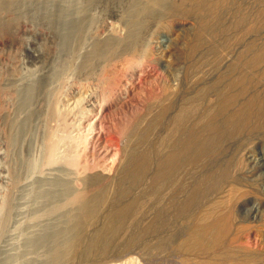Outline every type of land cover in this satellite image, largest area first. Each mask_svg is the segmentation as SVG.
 I'll list each match as a JSON object with an SVG mask.
<instances>
[{
  "label": "rangeland",
  "instance_id": "1",
  "mask_svg": "<svg viewBox=\"0 0 264 264\" xmlns=\"http://www.w3.org/2000/svg\"><path fill=\"white\" fill-rule=\"evenodd\" d=\"M136 1L84 0L79 6L73 0H0V264H35V233L64 212L74 213L82 195L119 178L126 136L137 119L193 95L238 60L246 65L247 82L232 110L256 101L241 132L224 142L214 161L180 177L181 189L160 202L156 194L146 199L136 223L148 227L131 225L141 232L131 231L137 241L79 264H117L128 254L136 264H264V0H164V8L147 14L133 34L128 19ZM75 19L83 25L73 37ZM200 27L205 36L198 40ZM97 43L106 47L93 57ZM200 54L207 55V65L190 79L189 63ZM126 122L135 128L127 124L131 131H125ZM224 164L223 175L196 201L153 228L172 209L170 196L183 200L197 176ZM147 176L145 182H155ZM52 180L65 187L57 188L56 206L47 189ZM145 182L124 198L135 201L159 189ZM124 198L117 204L128 203ZM162 236L171 237L167 248L143 252L145 243Z\"/></svg>",
  "mask_w": 264,
  "mask_h": 264
},
{
  "label": "bare ground",
  "instance_id": "2",
  "mask_svg": "<svg viewBox=\"0 0 264 264\" xmlns=\"http://www.w3.org/2000/svg\"><path fill=\"white\" fill-rule=\"evenodd\" d=\"M82 1L84 0H73L74 4L75 5L79 4V6H81ZM163 1L164 0H141L139 1V3H137L138 1H136L137 4L134 5L133 8L130 6L132 8L131 9L132 11L129 10L131 14L129 13L130 19H128V24L131 27L132 32H134L136 28H140L142 20L145 19L144 17L147 14H149L151 11L155 9L157 10L159 8L163 9L164 6L163 8H161L162 5L166 4V3H163ZM1 2L3 3V1ZM74 4L72 3V5ZM77 8H80V7L76 6L74 10L77 11L76 10ZM75 20L77 22L74 21L76 23H74L73 25L74 26L73 27L74 31L72 34L73 37L78 34L77 33L78 30L82 29L81 27L83 25V23L81 22L82 19H78V20L75 19ZM72 22H73V19L70 23ZM202 25L204 26V28L207 27V25L204 22ZM131 29H130V33H131ZM203 30L204 29H201V31L199 30V32L198 30L196 31L198 32V36L196 35L198 37V40L199 39L201 40V36L203 35L202 33L204 32ZM207 30L209 31V29ZM207 30L205 31L207 32ZM138 31H136V33ZM239 32L237 31L236 33L239 34ZM70 33H72L71 30H70ZM136 33L134 32L133 34H136ZM236 33L235 35L237 36ZM231 34L233 33L231 32ZM80 36H81V33H80ZM204 36H202V38ZM228 37L227 39H230L231 37H233V35L229 38ZM74 39L75 38H72L71 41L74 42L73 41ZM131 39L132 38H130L129 40L131 41ZM134 39H132V42L134 41ZM76 42L79 43V41H76ZM104 43L107 46L108 43L106 42ZM106 46L103 45L102 43L101 44L97 43V45L95 44L94 46L95 48L92 52V56L96 57L104 53L103 50H105ZM190 49H193V48H190ZM201 55L202 54H200L201 60H197L196 58L195 59L193 58L194 60L192 59L191 62L189 63L190 66L188 67L189 68L188 77L190 76V79H192L193 76H196L197 74H199L201 71L203 72L204 67L207 65L206 64V61H208L207 55H202V56ZM211 56H213V60L217 58V56L215 57L214 55H211ZM197 57H199V55ZM238 61L233 64L232 63L229 64V65L232 64L231 66H229L230 67L228 69L230 70L229 72H227L226 70L227 73L225 74L222 73L220 77L216 76L217 78L214 79L212 82H209V83L207 82L206 84L201 83L202 84L201 86L200 85L197 86L198 88H195L193 95L191 96L184 95V97L183 95H181L180 99H178L176 102H171V100H168L167 103L161 106L162 108L160 107L161 110H159L154 115H151V117L145 118L144 116H142L140 117L141 120H139L140 118H138L137 119L138 122L136 123V125L137 124L138 125L136 126V128L133 127L135 126V124L134 125L131 124V123H135V120H132V119L130 120H132L133 122L132 121L131 123L126 122V125L125 123L122 124L125 127L128 126L129 124L130 126L132 125L131 127L130 126L129 127L130 129L135 128L134 130L132 129V132L133 131L135 132L134 133L131 132L132 134L130 133L131 134L130 135L129 132L131 130L127 127L124 128L125 131L126 129H129L130 131L128 130L127 133L129 135L127 134L128 136H126L127 137L126 157L120 166L121 168H119L121 169V173L120 174L118 173L119 176L116 175L119 178L115 182L114 181L111 182V183L114 182L112 186L109 183L111 188L110 186L107 187L106 185L104 187L100 186L99 188L96 189V191L94 190L91 194L86 195V197H84L85 195L84 196L82 195L84 198L82 196L80 197L81 202L79 203L80 200H78L77 203L79 204H78L77 210L74 211V213L72 211V213L70 214L66 212L62 214L63 213L62 212L61 213L62 215L60 216V219L57 220V222H53L51 223V225H47L45 227L42 226V228L44 227L43 230L41 232L40 230H38L35 233V240H34L35 241V264H73L74 262H76V264H79V262H82V261L85 262L84 260L86 259L89 260V259L95 258L115 248L118 249V248L123 247L124 249H126L125 247L130 246L134 243V241H137V239H139L135 237L136 235H138L137 231L139 232L141 228L143 229V228L148 227V226L142 227V222L140 223V221H137V223L138 222L140 223L141 225L140 227L139 224L136 223V219H139L138 216H140L141 218V216L144 215L143 210L146 206V202L149 200V197L152 198L153 197L152 194H156V200L160 202L162 198L165 199L167 195L169 196L168 193L170 190L175 191V190L181 189L183 186H182L181 181H179L180 177L184 175L185 176L188 175L193 170L195 171L196 167L199 165L200 162L203 163L204 161L205 163L206 159L207 160L210 159V161L212 158L215 159V157L219 156L217 154L222 150L221 148H223L222 146L224 142L227 139L231 138L232 136H235L236 134H238V132H241L240 130L243 126V123L246 122L245 120L247 119L248 115L251 113L249 111L252 105L253 104L255 105L256 101L254 102L250 101L248 103H244L243 105H240V107L236 108L235 111L232 110V105L235 102H237L238 99H240L241 97L240 93L243 90L241 87L244 86L243 85L244 82H247L245 81L246 78H245V73H244L246 71V69H244L246 65L244 64L242 65ZM235 87H238L240 91H235L234 90ZM210 96L214 97V99H212ZM251 117H250V120L252 119ZM255 117H256V113H255ZM121 126L119 129H121ZM123 131L120 130L119 132L122 133L123 135L124 133H126L125 131L123 133ZM125 135L126 134H124V136ZM228 162L230 166L232 159L231 161L229 160ZM228 164L227 165L224 164L225 166L224 167L222 166L223 168L219 166V168L221 169L220 170L218 169V171H216L217 167L216 168L214 167V169H216L215 170L216 172H211V170L205 169V173H203L204 176L208 172L209 173L211 172L212 175L206 174L207 176L205 177L202 175H201L202 177L197 176L195 182H192V184L190 185L191 187L189 188L187 195L183 200H177L173 196L172 197L170 196L171 199L169 198V200L172 203L171 204L172 209H169L170 208L169 205H168L169 206L168 208L167 206L168 203L166 201L167 203L166 207L168 208L167 209L168 212H165L166 214L163 215L160 220L158 219V221L154 222L153 228L154 227L156 228L157 222H160L157 224L158 226L159 224L162 225L166 223L174 212L180 213L184 211L192 202L196 201L201 195V193L205 192L209 188V184L212 180H218L217 178L226 170V168L228 167ZM204 166H203L204 168L208 167V165L206 164ZM148 173L153 175L155 184L152 182H148V183L153 184V186H155L153 188H156V189L159 188V189L151 191L152 187H149L151 188L149 189L147 187L149 185L147 186L145 185L152 192L151 193L152 196H149L150 192L149 193L147 192L148 189L146 190L147 192L146 193L144 188H143L144 190L143 191L141 189L142 187L140 186L141 187L140 189L144 192V194L145 193L146 194L143 196H140L135 201H133L134 198L131 197L130 200L132 201L129 202L130 200L129 201L127 200L129 198L126 199L124 197L127 196L128 194H129L128 197H130V191H132L131 188L134 186V189H135V187H138L143 182H145L144 180L148 178L147 176ZM191 174L189 176H191ZM93 177L91 176L90 179ZM52 181L53 182L50 181L51 183L50 182L48 183L49 185L47 187H50V188H47V189H49V191L52 192V195H49V196H51L50 199L52 198V200H54L53 201L54 203L55 201L57 202L56 197L58 198L59 190H57V188H59L60 185L62 187L64 186L62 185L63 183L61 184V183H58V181L57 182H54V180ZM90 181H89L90 184H92L93 179ZM146 183L147 182H145L144 184ZM44 184L46 185V183ZM43 197L46 198L45 196ZM111 197L115 198L114 201L110 199ZM120 198L122 199L124 198V200H127L128 203L125 202V204L123 203V205H118L116 200L119 199V201H121L122 199L120 200ZM56 202L54 206H56ZM152 209L154 210L155 208H152ZM100 213H101L100 219L96 220L97 215H99ZM175 214L177 213H174V215ZM45 222H43L42 225H44ZM133 222L134 224L136 223L138 225V227L135 225L137 229H139L140 227L139 230L137 229H135L137 231L131 230V225ZM131 231L134 232L136 235L134 236V234L131 233ZM139 233L141 234V232ZM141 236L143 235H140L137 237H141ZM170 240H171V237L162 236L160 238H157L156 240L154 239L153 241L155 242L152 241L153 243L150 242L151 244L149 245L147 244L149 242L145 244L143 242L145 246L142 247V250L144 253H147V254L153 253L152 255H154V253L156 252L160 253L163 249H165L166 246H168V244L171 242ZM39 251H42V252H39ZM37 253L39 255L36 256ZM41 255L42 257H40V260H39L38 257ZM123 257H122L123 259L121 258L122 261H120V263L117 261V264L118 263L119 264H136L135 258L132 256V254L131 255L128 254V256L124 255ZM104 264H105V261H104ZM106 264H107V261H106ZM109 264H115V263L113 262Z\"/></svg>",
  "mask_w": 264,
  "mask_h": 264
}]
</instances>
